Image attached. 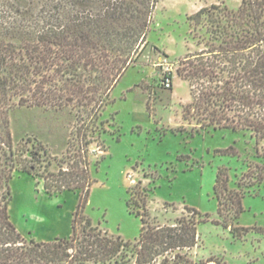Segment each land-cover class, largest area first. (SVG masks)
<instances>
[{"label":"trees","instance_id":"trees-1","mask_svg":"<svg viewBox=\"0 0 264 264\" xmlns=\"http://www.w3.org/2000/svg\"><path fill=\"white\" fill-rule=\"evenodd\" d=\"M159 1L0 0V264H114L130 247V241L109 234L85 214L93 184L89 155L97 150L86 138L87 121L97 123L112 90L147 47ZM204 14L208 32L220 44L212 42L184 60L180 73L193 89L190 107L199 109L202 127L214 122L251 129L264 138V0H242L237 10L206 5L188 16L190 25H206ZM22 106L77 108L83 124L70 138L67 156H52L31 137L14 141L10 113ZM202 107L213 115L208 123L209 116L200 117ZM230 111L233 119L225 117ZM189 115L186 108L184 116ZM53 161L56 171L50 170ZM17 171L33 176L48 195L80 191L70 235L38 240L19 231L10 214ZM229 181L227 170L220 168L214 194L225 227L231 226L227 214L238 219L244 211V194L230 188ZM188 209L193 216L154 226L146 213L129 208L142 222L138 264L198 244V224L209 215Z\"/></svg>","mask_w":264,"mask_h":264},{"label":"rangeland","instance_id":"rangeland-1","mask_svg":"<svg viewBox=\"0 0 264 264\" xmlns=\"http://www.w3.org/2000/svg\"><path fill=\"white\" fill-rule=\"evenodd\" d=\"M203 1L231 10L242 2ZM187 5L179 0L158 2L147 47L112 90L111 102L97 123L87 121L86 138L97 150L89 155L93 184L85 214L94 225L131 242L114 264H138L142 222L129 208L146 213L154 226H167L177 218L193 216L188 207L209 215L198 224V244L147 264H264V138L251 129L233 130L214 122L202 127L198 122L199 109L190 107L193 89L180 70L188 55L220 41L208 32L206 14L202 17L206 25H190ZM168 72L170 88L163 82ZM200 110L204 114L203 107ZM76 113L71 106L16 107L10 113L14 141L31 137L62 159L68 154L70 138L83 124ZM202 114L209 116L207 123L213 117ZM234 116V111L225 115ZM220 168L227 170L230 188L244 194L240 217L227 214L230 227L221 221L214 194ZM57 169L53 161L50 170ZM11 187V218L26 238L54 240L71 234L79 190L48 195L42 183L21 171L15 173Z\"/></svg>","mask_w":264,"mask_h":264},{"label":"crops","instance_id":"crops-1","mask_svg":"<svg viewBox=\"0 0 264 264\" xmlns=\"http://www.w3.org/2000/svg\"><path fill=\"white\" fill-rule=\"evenodd\" d=\"M183 2L184 4H188V9H187V16H190L197 11H199L202 7L208 5L207 2L203 0H179Z\"/></svg>","mask_w":264,"mask_h":264},{"label":"built area","instance_id":"built-area-1","mask_svg":"<svg viewBox=\"0 0 264 264\" xmlns=\"http://www.w3.org/2000/svg\"><path fill=\"white\" fill-rule=\"evenodd\" d=\"M172 76L171 73L168 72L167 74H164L163 82L166 85V87L170 88L172 86Z\"/></svg>","mask_w":264,"mask_h":264}]
</instances>
